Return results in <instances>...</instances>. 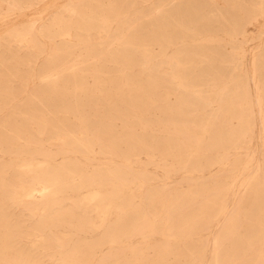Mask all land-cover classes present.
Instances as JSON below:
<instances>
[{"label":"bare ground","instance_id":"1","mask_svg":"<svg viewBox=\"0 0 264 264\" xmlns=\"http://www.w3.org/2000/svg\"><path fill=\"white\" fill-rule=\"evenodd\" d=\"M122 1L126 10L124 17L120 16V12H122L120 9L112 7L114 6L112 5L113 3H110L109 6L102 7L100 0H76L65 8V11L69 13V18H67L65 14L66 16H64L67 19L58 18L52 22L51 26L57 28L53 35L63 41V46L60 47L59 53L50 58L49 64H51V71L47 75L51 77L55 73L57 74L59 70L60 72H64L61 75V79L66 83L72 84V91L69 95H71L70 98L73 100L63 99L67 96L61 93V89L55 87V85H50L53 88V92L46 98L45 102H41V100H44V97L41 98L39 96L36 98L39 99L37 104L52 108V110L49 111L51 113L47 117H41L39 115V108H30L33 106L31 105V103H33L32 100L22 104L21 107H23L24 110L21 111V117L19 119H15L14 117V114L17 113V105L11 106L12 108L8 115L0 119V152H10L17 155H24V153L32 155L35 152L42 153L43 149L41 142L43 140H48L51 143L57 144L62 151H78L88 159H91V154L94 149L93 145H96V147L98 146L101 152L112 155H117V143H127L133 148V151L142 149L144 152H150L153 145L148 143L149 139L146 137L148 132L142 133V136L136 137L128 130L116 138L111 135L112 122L118 119L122 121L128 119L124 116L126 115L125 111L137 112L139 109L149 111L159 109L160 113H164L166 109H171L185 114L191 107H203L206 110L204 113L205 118L199 121L197 116H194L191 122L195 127L200 125L198 126L199 129L203 131L208 140L205 148L207 150L218 151L219 160H210L203 165V167H200V169H198L199 167H195L194 169L197 170V172L204 171L217 162L220 163V167L224 169V171L232 169L231 167L238 164L241 165L238 169L239 173L243 171L249 172L252 168L246 177L243 176L244 178H241V193H232L234 195V203L230 209L231 214L229 213L224 220L227 221L228 224L223 227L224 232L235 233L237 237L238 232L236 230L238 229L239 223H247L248 226H246L248 228L252 227L248 216L253 213L255 208H257V217L264 216V209L259 206V204H263L264 206V202H262L264 201V150L261 153V160L258 158L259 155L256 156L253 151L250 150L245 152V157L240 158L237 154L238 149L249 145L253 137V128L249 112L250 102L245 98L246 94L244 91H241L240 88H236V90H238L237 94L229 95L224 85L225 80L223 83L217 84L215 82L216 79L224 75L219 71L213 70L214 68L208 70V68L203 67L197 73L200 77L198 80L208 81L206 84H208L209 90H211L213 86L218 87L219 90H216L215 93L216 98L197 95L198 93L192 90L194 85L190 84L185 78V75L181 73V70L184 68V63L181 62V58L179 59L177 55H174L168 59H164L161 53L154 54L151 52V46L153 44L166 42L165 48H167L169 47L168 45L178 37L186 36L189 33L191 35H201L205 30L204 23L207 18L206 15L203 14V8L201 6H194V11L192 13H190L189 8H187L189 12L187 16L186 12L182 15L174 9L162 11L160 13L158 11H153L155 9L149 11L151 9L150 6L142 8L143 10L141 8H136L138 3H153L161 0ZM14 5L13 3L12 6ZM249 8V13L246 16V18H248L247 21L245 23L233 25L232 29L230 28L231 30L227 28L228 25L225 23L228 20V16L226 17L219 14L222 19V24L220 25L224 28L223 33L225 36L234 37L232 38L233 40L229 38L231 41H234L235 37L239 34L243 36V39H246V34H248L246 25L253 21H257L258 17L263 18V22L260 26L264 27V0H254V3H252ZM60 10L58 13H60ZM52 14L53 16L56 15L54 13ZM61 14L62 13H60V15ZM147 16L151 17L142 19ZM55 17L57 16H54V18ZM114 21H116V28L112 29ZM234 22L236 24L235 20ZM120 32H122L121 34L123 35H121ZM262 32H264V30H258L257 36L259 37ZM206 33L207 31L204 32L205 35ZM94 34H96V37L99 35V39L95 37L97 40H91ZM104 34L112 40L115 39L117 42V44H115L116 46L112 47V41L109 42L107 46H103L104 42L102 38ZM117 35L119 36L115 37ZM33 37L35 39V36ZM243 39L241 41H243ZM77 49L84 51L83 54L80 53L82 54V60L80 59L82 65L80 67L76 66L75 63L68 65L71 52ZM162 49H164V46ZM182 49L183 47H178V51ZM262 50L264 51L263 48ZM232 56L233 54L231 57ZM89 58L93 59L92 62ZM109 64L112 66L106 70L105 68H107ZM261 66H264V64H261ZM133 68H137L138 72L144 76L143 79L145 83L143 86H137L135 76L138 73L134 72L135 70L132 71ZM242 72H240V74ZM8 74L14 73L6 72V75ZM44 74L45 73L41 74V78L46 76ZM88 76L93 77V83L90 88L85 86V79ZM174 90L180 91L181 94L178 96L179 93H176L178 96L177 99L172 105H168L166 96L170 91ZM143 91H146V94H143ZM213 92L215 91L213 90ZM9 95L10 92H8L7 85L0 80V100L2 101H0V109L6 106V99ZM262 97L263 96H260L257 99V103L259 111L264 114V105L263 102H260ZM77 98H86V100L78 104ZM221 102L224 103V106L229 105L232 106V108L229 109V107L222 106ZM216 103L217 106H215ZM96 104L102 105L105 110L101 111L99 109L96 113L84 112L85 107L91 108V106H96ZM80 106H82V108H80ZM104 116H106L109 121L106 122V119H103ZM70 117H73V122L69 121ZM129 120L132 127L140 125L139 120L136 118ZM177 120L178 119L174 122L176 128L178 127ZM184 125L183 123V126ZM32 126L35 131L30 129ZM260 129L259 137L262 139L261 147L264 148V115L261 116ZM227 153L235 154L236 156L232 161L230 159H223V156ZM45 161V163H35L32 160H28L26 155H24V159L17 165L12 166L9 170H4V168L0 167V264H39L36 262L39 255L56 254V250L52 249L51 245L56 247L58 254L62 255L61 258L58 257L60 261L58 264H94V261L97 260L94 259L92 255L94 246L88 243L82 245L79 240H75L72 245H70L69 249L63 250L64 241L52 231V228L65 224V220L62 218L63 214H61V203L59 202L61 201L62 194L69 187H72L74 191L78 192L82 188L94 187L97 185L99 187H105L109 183H115L117 187L121 188L129 187L132 191L135 189V184L131 186L132 184L129 185L126 179L120 180V177L112 173H106V175L102 177L100 171L95 172L90 177H84L82 172L75 166H66L63 164L52 165L50 159H46ZM238 176L239 174L236 176L231 174V181L234 182L238 179ZM215 180V178L214 180L210 179L206 183L207 186L204 184V188L201 190L202 192L196 191L195 194H192L188 199L175 195L172 199L166 201L162 196L158 195L153 188L142 192L139 198L145 201L147 207L152 211L153 218L150 219L147 217L144 219L143 223L138 224V227H141L138 229V233L143 234L145 230L150 233H155L159 230L160 222L163 225L164 234L171 230L174 225L173 221L187 224V228L176 233L179 235L190 233L192 231L191 229L195 226L198 227V229H201L204 225L210 227L211 223L207 221V225L206 223L202 225V220L204 223V215L207 209L218 205L217 208L220 213L227 212L226 196L231 190V186L215 183ZM164 186L162 185V187ZM100 190L102 191V189ZM161 191L162 190H160V192ZM202 196L204 199L201 198ZM36 198L39 201H37ZM67 199L68 202L69 198ZM248 199L249 201H247ZM106 200L109 199L101 196L97 191H91L74 202V206L76 207L81 204H92L90 206H93L95 211H98L97 213L102 220L98 227H103L104 230L97 244H99V242L101 244L103 242L115 241L116 238L111 236V228L109 229L108 226L105 225L104 216L106 215V203H108H105ZM130 200L131 199L122 200V203L130 202ZM218 201L220 204H218ZM67 202L65 201V203ZM247 203H250V207L245 209L244 207ZM38 204L45 206L42 207L43 211L39 214L36 212L39 209ZM157 204H160L163 209L167 207L162 219L160 218V213L156 212L158 207ZM195 204L197 205V213L190 218L183 212L178 211ZM19 205L26 206L30 210L34 207L33 212L29 211L34 216H37L31 228L20 225V223L13 221L9 216L8 208ZM56 206H58V208H56ZM170 208L171 211L169 212ZM172 209L175 211V217H173L174 214L172 216ZM69 215L74 216L72 211ZM92 225L93 224H91V226ZM123 225L124 221L121 219L118 225L113 228L118 230ZM221 226L222 225H220V227ZM259 226L264 228V223L258 221L256 227L258 228ZM95 227L96 226H93L92 229H96ZM48 228L50 229L47 230ZM77 229L78 231H82V225L78 226ZM202 231L204 232L205 230ZM36 236H41V239L38 241L33 240L32 242L33 251H37L36 253L32 254L29 252V249H24L20 246L19 241L21 239H32L33 237L36 238ZM241 243L247 245L237 250H233L232 248L233 251H230L229 257L230 264H249L252 259L259 263H264L263 246L255 248L256 246L249 243L248 239L241 240ZM163 249H166V247ZM107 254L108 252L106 254L102 253L100 257L106 258Z\"/></svg>","mask_w":264,"mask_h":264},{"label":"rangeland","instance_id":"2","mask_svg":"<svg viewBox=\"0 0 264 264\" xmlns=\"http://www.w3.org/2000/svg\"><path fill=\"white\" fill-rule=\"evenodd\" d=\"M5 1L6 0H0V80L1 82L5 83V85H7L10 95L6 99V106L0 109V119L8 115L10 109L12 108L11 106L13 105H17V113L14 114V117L15 119H19L21 117V111L24 110L23 107H21L22 104L30 102V100L35 103H31L33 106L30 108H39V115L41 117H47L51 113L49 111L52 110V108L37 104L39 99L36 98L39 96L41 98L44 97V100H41V102H45L46 98L53 92V88L50 85H55V87H59L61 89V93H63L64 96H67L63 99L73 100L70 98L71 95H69V93L72 91V84L66 83L61 79V75L64 72H60L59 70V73L57 72V74L55 73L51 77H49L47 74H49L51 71V64H49L50 58L53 55L59 53L60 47L63 46V41H61V39L57 36L56 38L53 35L57 28L52 27L51 24L58 18H69V13L65 11V8L76 0ZM13 3L15 4L14 6H12ZM100 3L102 7L109 6L110 3H113L112 5L114 6L112 7L122 11L120 12V16H125L126 10L122 0H100ZM252 3H254V0H161L159 2L155 1L153 3H138L136 8L142 9L144 7L150 6L151 9L149 11L155 9L153 11H158L160 13L162 11L174 9L176 12L182 15L186 12L187 16L189 12L192 13L194 11V6H201L203 8L202 12L207 17L204 23V32L207 31L206 35L204 32L201 35H191L189 33L186 36L174 39L173 42L168 45L170 48H165V45L167 44L166 42L153 44L151 46V52L154 54L161 53L164 59H168L174 55H177L179 59L181 58V62L184 63V68L181 70V73L185 75V78L190 84L194 85L192 90L195 91V93H198L197 95L199 96H211L214 98L216 90H219L216 85V87L213 86L211 87V90H209L210 88L208 84H206V82L208 83L207 80H198L200 77L197 72L203 67L208 68V70L214 68L213 70L219 71L225 76V78L224 76H220V78L216 79L215 82L219 84L223 83L225 80L224 85L226 86L229 95L237 94L238 90H236V88H240L241 91H244L246 94L245 98L250 102L249 112L253 128V137L251 138L249 145L238 149L237 154L240 156V158L245 157V152L250 150L253 151L256 156L259 155L258 158L261 160V153L263 152L264 148L261 147L262 139L259 137V133L261 130V116L264 114L263 112L259 111L257 99L260 96H263L260 102H263L264 105V66H261V64H264V51L262 50V48L264 49V32H262L259 37L257 36V33L258 30H264V27L260 26L263 22V18L258 17L257 21H253L246 25L248 30L246 39H243V36L239 34L235 37L234 41H231L234 37L225 36L223 33L224 28L220 25L222 24L220 15H224L226 17L228 16V20L225 23L229 26H227L229 30L232 29L233 25L245 23L248 19L246 16L249 13V6H251ZM187 8H189V12ZM59 10L60 13H62L61 15L58 13ZM52 13L56 14L54 16L57 17L54 18ZM233 15L235 16V19ZM150 17L151 16H147L143 17L142 19H148ZM234 20L236 21V24ZM115 28L116 21H114L112 24V29ZM121 33L122 32H120V34ZM32 35L35 36V39ZM94 35L92 36L91 40L95 41L99 39V35H97L98 37H96V34ZM103 36V46H107L111 41L112 47L116 46L115 44H117V42L115 39L112 40L111 38L107 37L106 34ZM118 36L119 35L115 37ZM242 39L243 41H241ZM163 46L164 49H162ZM178 47H183V49L178 51ZM83 52L84 51L79 49L72 51L68 59V65L75 63L76 66L80 67L82 65L81 60ZM232 54L233 56L231 57ZM89 60L92 62L93 59L89 58ZM111 66L112 65L109 64L105 69L107 70ZM132 71L138 73L135 76V80H137V86H143L145 83L143 79L144 76L138 72L137 68H133ZM6 72H12L14 74L6 75ZM240 72L242 73L240 74ZM43 73H45L44 75L46 76L41 78V74ZM255 73L259 75H256ZM92 83L93 77H86L85 86L90 88ZM213 90L215 92H213ZM176 93H179L178 96L181 94L180 91L174 90L170 91L166 96L168 105H172L177 99L178 96ZM143 94H146V91H143ZM85 100L86 98H77L78 104L85 102ZM221 104L224 106V103L221 102ZM215 106H217V103ZM224 107H229V109L232 108V106L229 105ZM80 108H82V106H80ZM99 109L101 111L105 110L102 105L100 106L99 104H96V106H91V108L85 107L84 112L96 113L99 111ZM205 112L206 110L200 106L189 108L185 114H181L180 112L175 110L173 111L171 109H166L164 113H160L159 109L152 111L139 109L137 112L125 111L126 115L124 116L128 119H125L124 121L118 119L112 122L111 135L115 136L116 138L128 130L136 137L142 136V133L148 132L146 135L147 139H149L148 143L153 145V148L150 150V152H144L142 149L139 151H133V148L129 144L117 143V155H112L101 152L98 146L96 147V145H93L94 149L91 154V159H88L78 151H62L57 144L51 143L48 140H43L41 142L43 149L42 153L35 152L32 155L24 153L28 160H32L35 163H45L46 159H50L52 165L63 164L66 166H75L82 172L84 177H90L95 172L100 171L102 177H104L106 173H112L115 174V176L120 177V180L126 179V182H129V185L132 184L131 186L135 184L134 190L136 192L134 190L131 191L129 187H117L115 183H109L105 187H99L98 185L94 187H86L82 188L78 192L74 191L72 187H69L62 194L61 201H59L61 203V214H63L62 218L65 220V224L52 228V231L55 232L56 236L64 241L62 249H69L70 245H72L75 240H79L82 245L87 243L91 244L94 246L92 249V255L94 256V259H97L94 261V264H230L229 257L232 248L233 250H237L247 245L241 243V240L243 239H248L249 243H252L256 246L255 248L263 246L264 249V228H261L260 226L258 228L256 227L258 221L264 223V216H256L257 208H255L253 213L248 216V218H250V224L252 227L248 228L247 223H239L238 229L236 230L238 232L237 237L235 233H226L223 230V227L228 225L227 221L224 220L227 218V215H229L232 204L234 203V195L232 193L240 192L241 178L246 177L252 168L249 172L243 171L242 173H239L238 169L241 167V165L238 164L231 167L232 169H229V172V170L224 171V169L220 167V163L217 162L209 169H205L204 171L197 172V170L194 169L195 167H199L198 169H200V167H203V165L208 163L210 160H219L218 151L207 150L205 148L208 140L203 131L199 129L198 126L200 125L195 127L191 122V119L194 116H197L199 121L204 119ZM133 118L139 120L140 125H137V127H132L129 119ZM103 119H106V122L109 121L106 116H104ZM176 119H178L177 128L174 124ZM69 121L73 122V117H70ZM183 123L185 124L184 126ZM30 129L35 131L33 126ZM235 154L227 153L223 156V159H230L232 161L237 155ZM24 155H17L10 152H0V167L4 168V170H9L12 166H15L21 162V160L24 159ZM231 174L235 176L239 174L238 179H236L234 182L231 181ZM214 178L216 179L215 183L231 186V190L226 196L227 212L220 213L217 208L218 205L207 209V212L204 215V223L202 220V225L207 221L208 223H211L210 227L204 225V227L198 229V227L195 226L191 229V232L189 230L190 233L179 235L176 233L187 228V224L173 221L174 225L172 226L171 230L164 234L163 225L160 222L159 230L157 232L150 233L145 230L143 234L138 233V229L141 228L138 227V224L143 223L144 219L147 217L150 219L153 218L152 211H150V209L147 207L145 201L139 198V195L142 192L153 188L156 190L158 195L162 196L166 201L172 199V197L175 195L186 197V199H188L192 194H195L196 191L203 190L204 184H206L210 179L214 180ZM162 185L166 186L162 187ZM100 189H102V191ZM160 190L163 192L161 191V193ZM91 191H97L98 194L109 199L105 201V203H108H106V215L104 216V221L105 225H107L109 229L111 228V236L116 237L115 241L103 242L101 244L99 242V244H97V241L100 240L104 230L103 227H98L99 223L102 221L97 213L98 211H95V208L90 206L92 204H81L78 207L74 206L75 201H78ZM137 191L140 192L138 193ZM67 198H69L68 202ZM201 198L204 199L203 196ZM125 199L131 200L130 202L122 203V200ZM249 199L247 201H249ZM36 200L39 201L37 198ZM65 201L67 203H65ZM218 204H220L219 201ZM157 206L156 212L160 213V218L162 219V217L165 215L167 207L163 209L160 204H157ZM259 206L260 208L264 209L263 204H259ZM42 207L45 206L40 204L39 209L36 211L37 214L43 211ZM138 207L141 209V211ZM249 207L250 203H247L244 208L247 209ZM56 208H58V206H56ZM33 210L34 207L30 210L28 207L22 205L11 206L8 208V212L10 214L9 216L13 221H16L20 223V225L29 228L32 227V224L35 222L37 217L29 212H33ZM71 211L73 212L74 216L69 215ZM170 211L171 208L169 212ZM178 211L183 212L187 217L190 218L195 213H197V205H190L189 207L182 208ZM111 212L114 213L112 214ZM174 212V209H172V216L174 214L173 217H175ZM121 219H123L124 225L118 230H115L113 227L118 225V222ZM208 223H206V225ZM91 224L93 225L91 226ZM80 225H82V231H78L77 229ZM220 225L222 226L220 227ZM93 226H96V229H92ZM49 229L50 228L47 230ZM202 230L205 231L203 232ZM39 239H41V236H36V238L33 237L32 239L25 238L21 239L19 244L24 249H29V252L34 254L37 251H33L32 242L33 240L38 241ZM164 246L166 249H163L165 248ZM51 247L52 249L56 250V254L39 255V258L36 260L37 263L58 264L60 262L59 258H61L62 255L57 253L58 251L56 247H53V245H51ZM197 249H200L199 252ZM107 252V257L104 256L106 258L100 257L102 253L106 254ZM253 263L264 264L252 259L251 263L249 264Z\"/></svg>","mask_w":264,"mask_h":264}]
</instances>
